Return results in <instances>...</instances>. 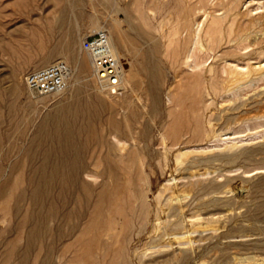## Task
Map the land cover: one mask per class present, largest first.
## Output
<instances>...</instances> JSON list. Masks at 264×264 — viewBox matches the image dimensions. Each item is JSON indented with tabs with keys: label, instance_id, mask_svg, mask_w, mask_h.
I'll use <instances>...</instances> for the list:
<instances>
[{
	"label": "rangeland",
	"instance_id": "374dc122",
	"mask_svg": "<svg viewBox=\"0 0 264 264\" xmlns=\"http://www.w3.org/2000/svg\"><path fill=\"white\" fill-rule=\"evenodd\" d=\"M108 1H117L121 10L117 15L120 19H124L125 11L132 15L131 23L136 26L135 28L137 30L135 29L133 31L128 28V31L131 33H150L158 39L161 38L160 35L165 34L164 32H169L171 29L170 25H174L177 14L184 12L183 10L186 8L197 10L199 7H202L207 11H212L222 16L227 6H229V0H159L158 7L156 4V10H158L155 11L157 14L156 19L151 20L149 13V9L152 6V3H150L151 0ZM58 2L59 0H0V121H2L0 122V131L5 134L2 146L0 147V159L3 160L7 169L9 167L8 165L12 164L13 159L21 160V166L17 171H23L21 172L23 174L29 166L25 160L26 154L21 153L29 148V143L31 146L32 139L28 140V138H33L39 128L38 124H41L39 122L43 121L46 115L54 112L55 109V111H57L63 105L73 101L79 94V97H84L83 99L88 98L87 100H91L93 94H98V96L101 97L103 96L102 98L107 97L106 94L100 93L99 90L96 89L88 58L85 57L86 55L83 53L81 54H83L84 59H82L84 63L87 61L85 63V65H87L85 67L86 70L77 81L79 84L72 81L70 88L68 87L71 91H68L67 88L65 92L60 94H49L45 96L36 94L24 87L25 74L35 70L34 65L45 53L54 51L55 61L59 59L64 60L62 58L66 57L65 52L62 50L55 51L53 48L47 50L46 46H43V48L37 47L40 41L37 37H35V44L37 46L32 48L29 47V43L33 39V35H31L30 31L36 28L41 30L47 23L53 21V17L58 14V12L55 11ZM103 2L104 0H78L70 10L71 19L73 22L75 21L74 25L78 26L77 28L75 27L76 29L74 31L81 32V37L95 32L93 30H98V26L103 25L109 27L111 25L112 20H110V17L115 14L112 9L105 6ZM220 5L221 8L219 7ZM238 6L241 11L250 10L253 14L261 11L264 12V0H239ZM182 8L184 9L181 10ZM91 16L94 17L92 18ZM49 19L51 21H49ZM196 19L199 21L201 31L209 25V16L205 18V15L200 16V13H198ZM172 20L175 21L173 22ZM227 24L228 22L224 20L223 25L226 27ZM92 28L94 29L92 30ZM263 30L264 29H261L259 26H255L251 29V32L243 36V39L240 41H237L234 36H232L233 38L225 36V40L224 38L222 39L220 46H215L213 50L208 52L209 57L205 65L207 66L209 63L213 62L214 68L212 71H205L206 78L204 80H198V84H200L198 88L185 89L178 93L173 92L171 93L172 95L168 93L167 86H169V84L171 85L174 79L171 75L172 69L170 68L169 62L166 61V56H161L164 62L169 65L164 63L165 70H167L166 80L169 79L167 81L165 80L162 85L165 89L161 87L160 89H156L155 92L148 86L150 82L148 78L138 72L135 73V81L133 79L131 88H129V91L132 92L124 96L127 97L128 100H134L140 108H144L141 112L137 113L139 117H137V114L135 117H129L135 131L139 133L137 135L141 138L137 141L138 144H142L139 145V147H145L143 152L142 150L140 152L146 163H144L145 165H140L135 146L131 141H128V143L131 144L133 155V162L131 164L132 166L134 165V167H131L132 170L130 169L129 172H125L122 169L118 172L115 199L113 204L110 205L112 212L110 215L105 214L103 219L99 222L98 235L95 239L93 238L94 240L92 239L90 241V247L84 246L85 244L83 245V242L78 239V237L81 228L92 215L91 208L86 211V216L81 218L82 221L80 218L78 219L76 231H73L74 233L72 232V234L58 241L55 248L58 253L63 251L67 254L66 256H68L69 253L73 251L67 257L71 262L66 264H79V262L81 264H260L264 262V74L251 72V74L249 73L250 75H245V77L240 79L241 81L243 79L245 81L243 80L240 82V80H233L230 75L227 76L226 72L222 70L220 66V61H214V57L218 58L219 55L226 54L227 56L230 55L227 63L229 62L230 65H233V62H235L238 68H240L239 66H241V68L242 66L246 67L247 63H260L264 67ZM37 39L38 41L36 42ZM146 39L148 41V38ZM146 39L144 40L146 41ZM163 39L165 43L166 37H163ZM202 39L204 43L208 40L204 35ZM19 44L21 45L19 47L22 48L21 50L23 53H28L30 48L32 49V51L30 50L32 52V57L29 62H26L24 60L25 58L22 56L17 57L13 55L12 57V55L7 53V48L11 49L14 45L18 46ZM78 45V43L74 44L75 50H78ZM139 45L137 44L136 46L139 47ZM145 45L146 44L143 43L140 46ZM125 47H118L119 49L123 48L122 51L120 50L122 54L119 60L124 75L127 74L128 71L134 72L140 66L139 61H132V53L130 50L132 44L126 42ZM161 48L162 50H160ZM216 50L217 52H215ZM254 50L255 53L253 52ZM159 51L160 55L166 53L164 52L166 51V46L163 45L162 42ZM246 55L247 58H245ZM11 60H18L19 62V67H16V76L12 75V69H10V66L12 68L13 64V61L10 62ZM248 60L250 62H247ZM66 62L69 66L72 65L71 68L74 71L75 63L71 61ZM133 63H135V66ZM14 79L21 85V88L19 85V93H14L15 96L13 94L17 100H14L15 98L12 97V92L9 91L10 84L12 85ZM20 79L21 81H19ZM211 82L215 84V87L209 88V91L207 89L205 90L202 85H210L209 83ZM74 84H77L76 87ZM6 85L9 88H7ZM80 85H82V87H80ZM145 85H147V87H145ZM5 87L6 89H3ZM137 87L138 89H136ZM76 89H78L77 92ZM3 93H5V95ZM6 94L10 95L12 99L8 101L11 97L7 98ZM155 94L160 96V98L162 96V102L160 99V104H157L159 107L156 105L152 106L151 103L152 97ZM140 96L143 97L141 98ZM107 98H105V100L107 102L110 101L109 98ZM143 99H145V101ZM148 99L151 100L148 101ZM175 101L178 102L176 103ZM4 102H8V104ZM9 103L14 104L15 113L21 115L20 118L18 116V120L20 121L18 122L17 120V123H19L18 125H12L7 121L11 117L9 116L10 114L7 106ZM155 107H157V109ZM156 110L157 113L155 112ZM151 111H153V113H151ZM142 114L145 115L146 118ZM107 115H112L123 120L124 110L119 106H115L111 110L109 108L107 110H101L99 116L92 122L94 127H92L93 131L99 133L102 130V124ZM6 121L8 126H6ZM52 123L53 122L47 123V127H50L49 125H52ZM195 124L196 127H194ZM35 125H38V127ZM145 125H148V127L150 126V128H148L149 130L146 127L147 134L143 132V127H145ZM11 126H14V129H12ZM137 126H139V128ZM74 129H76L75 126ZM21 133L22 135L19 136ZM26 133H28L27 136ZM161 134H164L167 142H169L167 143V148L170 149V151L167 155L161 151L163 150V146L160 143ZM23 135L26 137H23ZM85 136V133H83L80 138L82 137L81 139H84ZM144 137L150 139H147L145 143H141L146 140ZM9 138H12L11 140L13 143ZM13 140H16L15 143ZM146 143H150V145ZM7 144H10L11 147ZM18 144L19 146L17 147L16 145ZM24 145L27 148L23 147ZM146 145H148L147 147H149V150H147V153H144L147 149ZM18 148L20 149L18 150ZM160 148L161 150H159ZM94 150H96V148L92 149V151ZM181 150H188L189 155L184 153L178 156ZM189 150L194 152L192 153ZM148 151H152V153L150 154ZM7 153L8 155L10 154L8 158ZM3 154L4 156H2ZM11 156H13L12 159H10ZM4 160H8V162ZM148 160H150V163ZM26 165L27 169L25 167ZM90 166L92 165L90 164ZM90 168L91 171L95 169V167ZM191 173L193 174L191 175ZM122 176H124V178H122ZM134 178L136 179L134 180ZM83 179L89 181L94 188L93 191H95L102 177L92 172H86L83 174ZM134 185L137 188L133 187ZM167 188L168 190H166ZM182 189L183 192H181ZM134 191L135 195L133 193ZM138 191L139 193L141 192L140 195ZM131 196L134 197L131 198ZM134 198L137 202L140 200V203H137ZM124 200L126 203H124ZM170 200L175 202H171ZM28 202V199L22 201L23 206L27 207L29 205ZM178 202L179 204H176ZM172 206L175 207L173 208ZM138 208L139 210L137 211ZM146 213L149 214L147 215ZM129 215L131 217H129L130 220L128 219ZM166 220L167 223H165ZM10 223L9 220L3 223L0 222V232L2 230L1 228ZM49 223L52 225L53 221H49ZM134 223H138V225ZM155 224H157L156 227ZM78 225L81 226L78 228ZM154 228L156 232L161 229L159 230L161 232L158 231V233L161 234L155 233V230H153ZM23 231L25 230L20 228L18 233V241L21 245H24L25 242V234ZM121 231L124 232L126 236H124V233ZM127 231L132 237L127 235ZM88 233L86 238L92 235L91 232ZM101 234L102 236H99ZM71 235L73 236L71 237ZM14 236L15 234L13 233H5L3 236L4 238L0 237V241L4 239L5 241H10ZM124 237H128V242ZM112 239L114 240L113 244ZM5 241H1L0 252L3 249L5 250ZM128 244L130 247H128ZM72 245L75 247V250ZM127 247L129 249H127ZM119 249L123 252H120ZM32 250H36V248L33 247ZM123 255L125 256L123 257ZM124 258L126 260H124Z\"/></svg>",
	"mask_w": 264,
	"mask_h": 264
},
{
	"label": "bare ground",
	"instance_id": "6f19581e",
	"mask_svg": "<svg viewBox=\"0 0 264 264\" xmlns=\"http://www.w3.org/2000/svg\"><path fill=\"white\" fill-rule=\"evenodd\" d=\"M77 1L78 0H59L57 8L55 10L58 12V14L53 17V21H51L49 19V21H51V22L47 23V25L44 26V28L42 27L41 30L36 28V29H32L30 31L31 35H33V39L30 41L29 47L32 48V47L37 46L35 44V37H37L40 39V41H42V42H40V41L38 42L39 44L37 47L43 48V46L44 47L46 46L47 50H49L50 48H53L55 51L62 50L63 52H65L66 57H64V58L61 57V58L66 60V61H71V62L75 63V65H74L75 70L74 71L71 68L72 65L69 66V64H68L69 71H70L69 77H68V87L69 88L72 84V81H74V83L77 82L79 80L80 76L85 73L84 72L86 70L85 67L87 66V65H85V63L87 61H85V63L83 61V59H84L83 54H85V53L82 51V48H81V41L83 39L82 38L83 36L82 37L80 36L81 32L74 31L78 26L74 25L75 21L73 22V20L71 19V16H70V10L74 7V5ZM158 2H159V0H151V2H150V3H152V6L149 9L151 20L156 19L157 14L155 13V11H158V10H156V4L158 7ZM228 2H229V6H227V9L225 10L224 15H222V16L215 14L212 11H207L205 8H202V7H199L197 10L196 9L190 10V8H186V6L184 5V7L186 9L182 8L181 10L184 9L183 10L184 12L177 14V16L175 18L176 21L174 20L175 21L174 25H172V24H171L172 26L170 25L171 29L169 30V32H164L165 34L160 35L161 38L158 39V38H155V36L151 35L150 33H146V32L145 33H140V32L139 33H137V32L131 33L130 31H128V28L133 30V31L136 29L135 28L136 26H134L131 23V16L132 15L129 12L125 11L124 12V19H120L117 16L119 11L121 12L120 6L117 3V1L104 0V2H103L104 5L110 7L115 15L111 16V17L109 16L111 18L110 20H112L111 25L109 27L101 25V26H98L97 28L98 29L104 28L108 31L112 49L116 53L117 57L119 56L118 58H120L121 57L120 55L122 54V53H120V50L121 51L123 50V48L126 45V42H130L132 44V48L130 49L131 53H132V59H133L132 61L133 62L139 61L140 66L134 72L128 71L127 74H125V75L122 73L121 90L116 94H110L107 91H105L104 85L101 84L96 78H94L92 76V78L96 84V89H98L100 93L102 92L103 94H106V96L109 98L110 101L107 102L105 100V98H107V97L102 98L103 96L102 97L98 96V94L97 95L93 94V97H91L89 95L92 98L91 100H87L88 99L87 97H85L87 99H83L84 97H82V98L79 97L80 96V94H79L77 97L75 96L76 98L74 100L72 99L73 101L63 105L57 111H55L56 110L55 109L54 112H51L49 114L46 113L48 115L45 114L46 117H44V119L42 118L43 121L39 122L41 124H38L39 128H38L37 132L35 133V135L33 134L34 135L33 138H28V140L32 139L31 146L29 143V145H28L29 148L25 149V152H22L23 150L21 149L22 150L21 154H23V153L26 154L25 160L27 161L28 166H29L28 169H27V165L25 166L27 170L25 171L24 174L21 173L23 171H21V172L17 171L21 166V162H22L21 160H14V159H13V161L11 160L12 164H9L8 165L9 167L7 169L6 166L4 165L3 160L0 159V222L3 223L4 221H8V220H9V222H11L9 225H5L3 228H1L2 230L0 232V237L2 238L5 233L15 234L13 239H11L10 241H5V239L1 240L3 242L5 241V250L3 249L0 252V264H66V263L71 262L69 259H67V257L73 251L70 252L68 256H66L67 254H65L63 251L58 253L55 250V248H56L58 241H60L64 237L72 234L73 231H76L75 229L77 227L78 219L80 218V220H81V218L83 216H86V213H87L86 211L89 208L92 209V215L87 220V223L84 226L82 225L83 227L80 230V235H79L78 239H80L83 242L82 243L83 245L85 244L84 246L90 247V244H89L90 241L93 238L95 239V237L98 235V228L100 226L99 222L101 221V219H103V216L105 214L110 215V213L112 212L111 211L112 209H110L111 208L110 205L113 204L114 199H115V190H116L118 172L121 169L124 170L125 172H129L131 167H134V165L132 166V164H131L133 162L132 161L133 155H132L131 144H129L128 141H131L134 144L135 150L138 154V161H139L140 165H145L144 163H146V162H144L143 155L140 152L141 150L143 152L145 147L144 148H142V146L139 147V145H142V144H138L137 141H139L141 138H139V135H137L139 133L135 131V129L132 125L131 119H130V117L131 118L135 117V115L137 113L141 112L144 108H140L134 102V100H131V99L128 100V98L125 97L130 92L129 88H131V84H132L131 82L133 81V79L135 77V73L138 72L139 74H143L146 78H148L150 81L148 86L156 92V89H160L162 87V85L164 84L166 78H167V73H166L167 70H165V66H164V63H166V62H164L163 57H161V56H166V61L169 62L170 68L172 69L171 75L174 79L173 80L174 82L171 85L169 84V86H167L168 93H170V94L173 92L178 93L181 90L198 88L200 85V84H198V80L199 79L204 80L206 78L205 71L206 70L212 71L214 68L213 62L209 63L207 66L205 65V62H206L207 58L209 57L208 52L210 50H213L215 48V46H220L221 41L225 36H228L230 38H233L232 36H234V38H236L237 41H240L241 39H243L242 38L243 36H246L247 33L251 32V29L253 27L259 26L261 29H264V22H263L264 12L261 11L259 13H254L255 14L254 15L253 13H251L250 10L249 11L248 10H242L241 11L239 6H238L239 0H229ZM244 3H246V2H244ZM187 5H189V4H187ZM204 7H206V6H204ZM219 7L221 8V5ZM198 13H200V16L205 15V18H208V16H209V19H210L209 25L206 28H203V31H201V28L199 27V21L196 19V15ZM141 14H140V16H141ZM91 17L93 18L94 16H91ZM224 20H226L228 22L226 27H225V25H223ZM86 27H88V26H86ZM93 29L94 28H92V30ZM95 29H96V27H95ZM78 30H79V28H78ZM93 31H96V30H93ZM82 35H83V33H82ZM203 35L208 39V40H206L207 41L206 43L203 42V39H202ZM145 37L148 38V41ZM163 37H166L165 43L163 42V40H164ZM144 39H146V41ZM224 40H225V38H224ZM37 41H38V39L36 40V42ZM161 42L163 43V45L166 46V51H164L166 53L165 54L163 53L164 55H162V54L160 55V53H159L160 52L159 47L161 45ZM77 43L79 44L78 50H75L74 44H77ZM141 43L142 44L144 43L146 45L140 46V45H142ZM137 44L138 45L140 44L139 47L136 46ZM19 46H21V45L20 44L18 46L14 45L13 48H11V49L7 48V50H8L7 53L9 55H12V57H13V55L17 56V57L22 56L25 58L24 60L26 62H29L31 60V57H32V52H31L32 49L30 48L31 51L29 50L28 53H23L21 50L22 48H20ZM119 46H121L123 48L119 49L118 48ZM127 48H128V46H127ZM129 48H130V46H129ZM162 48L160 50H162ZM258 48H260V47H258ZM218 49H219V47H218ZM222 49H224V48H222ZM126 50H128V49H126ZM217 50L215 52H217ZM258 50H260V49H258ZM222 52H223V50H222ZM253 52L255 53V50ZM35 53H36V51H35ZM81 53H83V54H81ZM229 56H227L226 54H222V55H219L218 58L214 57L215 58L214 61H220V66H221L222 70H224L226 72L227 76L230 75L233 80H240L243 77H245V75H248L249 73L251 74V72H254V73L256 72L258 74H262V73L264 74V67L262 64H260V63H258V64L247 63V62H250L248 60L246 62L247 63L246 67L242 66V68H241V66H239L240 68H238V65L235 64V62H233L234 63L233 65H230L229 62L227 63ZM54 57H55L54 51L45 53L43 57L38 59V62L34 65L35 66L34 69L42 70L43 67H46L55 61ZM85 57H87V56H85ZM245 58H247V55L245 56ZM241 59H243V58H241ZM20 60H21V58H20ZM12 61L13 60H11L10 62H12ZM12 63H13L12 68L10 66V69H12V71L11 70L10 71L12 72L13 76H16V67H19L18 66L19 62L17 60V61H13ZM133 64L135 66V63H133ZM231 64H232V62H231ZM22 65H23V63H22ZM32 69H33V67H32ZM90 71H91V69H90ZM258 74H256V75H258ZM136 76H137V74H136ZM232 79H230V80H232ZM136 80H138V79H136ZM167 80H169V79H167ZM19 81H21V79ZM134 81H135V79H134ZM242 81L240 80V82H242ZM146 82H147V79H146ZM168 83H169V81H168ZM209 84L210 85L204 84L202 86L205 88V90L206 89L208 90L209 88L215 87L214 83L211 82ZM240 84H242V83H240ZM19 85H20V83H18L15 79H14L12 85L10 84V88L7 87V85H6V87L10 89V90L9 89H7V90L12 92V97L15 96L14 93H16V92L19 93V91H18V90H20ZM76 85H75V87H76ZM6 87L3 89H6ZM24 87L27 88L26 85H24ZM80 87H82V85H80ZM133 87H134V84H133ZM143 87H144V85H143ZM145 87H147V85H145ZM20 88H21V85H20ZM69 88L67 89L68 91L70 90ZM162 88L165 89L164 87H162ZM136 89H138V87ZM163 89H161V90H163ZM0 90H1V88H0ZM77 90L78 89H76V92H77ZM74 91H75V88H74ZM96 92L99 93L98 91H96ZM146 92H148V91H146ZM141 93H144V92H141ZM3 94L5 95V93H3ZM13 94H14V96H13ZM149 94H150V92H149ZM200 94H201V92H200ZM91 95H92V93H91ZM171 95H169V96H171ZM6 96H7V98L11 97L10 95H7V94H6ZM143 96H145V95H143ZM12 97L10 99H8V101L11 100ZM149 97H151V96H149ZM146 98H147V96H146ZM161 98H162V96H161ZM161 98H160V96L155 94L152 97V100L148 99V101H150V100L152 101L151 102L152 106H155V105L158 106L157 104L159 103ZM14 100H17V99L15 98ZM143 100L145 101V99H143ZM5 101H7V100H5ZM172 101H173V99H172ZM161 102H162V99H161ZM144 103H146V102H144ZM5 104H8V102ZM149 104H150V102H149ZM7 106L9 109L8 112L10 114L9 116H11V117L8 120L6 118V120L9 121V123L12 125H15V124L18 125L19 124V123H17L18 116L20 118L21 115H19V114L17 115L15 113L14 104L9 103V105H7ZM115 106H119V107L123 108V110H124L123 120H121V118L119 119V118H116L115 116H112L113 114L109 115V116L107 115V116H105L104 121L101 120V121H103L102 130L99 133H96V131H93L92 129L94 127H93L92 122H94L96 120L95 118L97 116H99L100 111L101 110H107L108 108L111 110ZM155 108L157 109V107H155ZM4 109H5V107H4ZM152 109H153V107H152ZM105 112H107V111H105ZM143 112H145V111H143ZM155 112L157 113V110ZM151 113H153V111H151ZM143 116L145 117V115H143ZM101 117H102V115H101ZM137 117H139V115ZM7 121H6V126H8ZM0 122H2V121H0ZM18 122H20V121L18 120ZM50 122H53L52 125H49L50 127H47V123H50ZM145 123H143V124H145ZM38 125H35V126L38 127ZM74 126L76 127V129H74ZM141 126H143V125H141ZM13 127L14 126H11L12 129H14ZM137 127L139 128V126H137ZM146 127H147V129L150 128V126L148 127V125L147 126L145 125V127H143L144 128L143 129L144 134L145 133L147 134ZM194 127H196V124ZM33 129H35V128H33ZM19 130H20V128H19ZM137 131H138V129H137ZM16 132H18V131H16ZM162 132H163V130H162ZM203 132H205V131H203ZM30 133H32V132H30ZM83 133H85L86 136H85V138L83 137L84 139H81L82 137L80 138V136H82ZM27 134L28 133H26V136H27ZM21 135H22V133L19 136H21ZM24 136L25 135H23V137ZM4 137H5V134L1 133V131H0V147L2 146V142H3ZM144 138H146V140H144L142 138L144 140V142L140 141L141 143H145V141L147 142V139L148 140L150 139L147 137H144ZM6 139H7V137H6ZM11 139L9 138V140L12 142ZM24 140H25V138H24ZM24 140H22V141H24ZM5 141L8 142L7 140H5ZM13 141L15 143L16 140H13ZM6 142H4V143H6ZM160 143L163 146V150H161V148L159 150L163 151L166 155L169 154L170 149L167 148V143H169V142H167L166 136L164 134H161V136H160ZM146 144L150 145V143H146ZM225 144H226V142H225ZM8 146H10V144ZM16 146L18 147L19 144ZM147 146L148 145H146V147ZM23 147H25V145ZM25 148H27V147H25ZM91 148L92 149L96 148V150L92 151ZM148 148L149 147H147V149H146V151H144V153L145 152L147 153V150H149ZM19 149L20 148H18V150ZM189 151L192 152L191 150H189ZM6 152H7V150H6ZM8 153H9V151H8ZM8 153H7V158L10 155V154L8 155ZM149 153L151 154L152 151ZM184 153L188 154V150L187 151L181 150L178 153V156H180V154H184ZM19 155H17V156H19ZM2 156H4V154ZM5 156H6V154H5ZM12 158H13V156L10 157V159H12ZM15 158H16V156H15ZM20 159H21V157H20ZM148 159H149V157H148ZM193 159H195V158H193ZM4 161L8 162V160H4ZM136 161H137V159H136ZM148 161L150 163V160H148ZM90 164L92 166H90ZM90 167H93V168L95 167V169H92V171H91ZM146 167H148V166H146ZM142 168H143V166H142ZM135 169H136V165H135ZM135 169H133V170H135ZM144 169H146V168H144ZM86 172L87 173L92 172L93 174H96V175H99L100 177H102L101 181L98 184L99 186H98L97 190L93 191L94 188H93L92 184L89 181L83 179V174ZM192 174L193 173H191V175ZM145 176H146V174H145ZM122 178H124V176H122ZM135 179L136 178H134V180ZM144 179H145V177H144ZM146 179H147V177H146ZM24 182H25V184H24ZM133 187H136V186L134 185ZM166 190H168V188ZM135 191H137V190H135ZM135 191L133 192L134 195H135ZM181 192H183V189ZM185 192H187V191H185ZM138 194L140 195L141 192L139 193V191H138ZM142 194H143V192H142ZM172 196H173V194H172ZM133 197L131 196V198H133ZM145 198H146V196H145ZM26 199L29 200V202H28L29 205L27 207H24L22 204V201H24ZM126 200H128V199H126ZM134 200H135V198H134ZM178 200H180V199H178ZM135 201H133V202H135ZM171 202H175V201L172 200ZM180 202H182V201H180ZM124 203H126V201ZM169 204L171 205L170 202H169ZM176 204H179V202ZM122 205H123V203H122ZM126 206H128V205H126ZM156 206H157V204H156ZM130 207H131V204H130ZM138 207H139V205H138ZM172 207L174 208L175 206H172ZM176 207H178V206H176ZM138 210H139V208L137 209V211ZM158 212H159V210H158ZM117 213H114V214H117ZM154 216H155V214H154ZM129 217H130V215L128 216V219H129ZM107 219H108V216H107ZM136 219H138V218H136ZM49 221H53L52 225H50ZM131 221H133V220H131ZM165 223H167V220ZM131 224H132V222H131ZM134 224L138 225V223H134ZM159 225H161V224H159ZM79 226H81V225H78V228H79ZM156 226H157V224H155V227ZM20 228L25 230V231H23L25 234L24 235L25 236L24 245H21L18 241V237H19L18 233L20 231ZM126 230H125V232H126ZM133 230H131V231H133ZM153 230H155V228ZM159 230H161V229H159ZM158 231L156 232V230H155V233L161 234V233H158ZM88 232H91L92 235L89 238H86ZM159 232H161V231H159ZM122 233H124V232H122ZM129 234L127 231V235H129ZM131 234H132V232H131ZM167 234H169V233H167ZM133 235H135V234H133ZM156 235H154V236H156ZM72 236L73 235H71V237ZM99 236H102V234ZM124 236H126L125 233H124ZM129 236H131V235H129ZM5 238H6V236H5ZM125 238L126 237H124V239ZM127 238H126V241L129 240ZM1 241H0V244H1ZM113 242H114V240L112 241V244H113ZM115 242H117V241H115ZM33 247H35L36 250H32ZM72 247H73V245H72ZM112 247H113V245H112ZM128 247H130L129 244H128ZM128 247H127V249H129ZM58 248H59V246H58ZM63 248H67V247H63ZM73 248L75 250V247H73ZM108 249H109V247H108ZM123 250H124V248H123ZM97 252H98V250H97ZM120 252H123V251L120 250ZM124 252H125V250H124ZM107 255H108V253H107ZM124 256L125 255H123V257ZM116 257H118V256H116ZM124 260H126V259L124 258ZM105 261H107V260H105ZM105 261H102V262H105ZM79 264H81V263L79 262ZM105 264H108V263H105Z\"/></svg>",
	"mask_w": 264,
	"mask_h": 264
},
{
	"label": "built area",
	"instance_id": "2783aa9c",
	"mask_svg": "<svg viewBox=\"0 0 264 264\" xmlns=\"http://www.w3.org/2000/svg\"><path fill=\"white\" fill-rule=\"evenodd\" d=\"M81 48L88 58L92 76L104 85L108 93H118L122 86V67L112 49L108 31L101 28L86 35L81 41ZM69 73L67 62L59 59L42 70L26 73L24 83L30 91L39 95L60 94L68 88Z\"/></svg>",
	"mask_w": 264,
	"mask_h": 264
}]
</instances>
